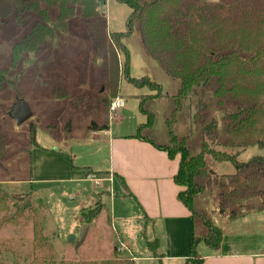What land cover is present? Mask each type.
<instances>
[{"label":"rangeland","instance_id":"obj_1","mask_svg":"<svg viewBox=\"0 0 264 264\" xmlns=\"http://www.w3.org/2000/svg\"><path fill=\"white\" fill-rule=\"evenodd\" d=\"M219 1L208 0L209 3ZM99 10L106 16L111 32L128 29L127 20L132 9L127 4L105 0ZM56 13L53 8L48 24L55 21ZM20 19L15 15L0 19V71L5 77L0 88V140L4 143L0 188L8 195H25L30 207L23 213V216L28 215L27 219H14V210L0 209L1 263L101 264L116 257L117 249L118 256L130 259L132 264H160L157 260L139 258L133 261L131 258L133 250L137 256L154 255L146 242L154 241L160 233L156 231V235L151 236V227H148L149 231L130 232V243L122 245L121 225L123 228L126 224L132 227L131 222L136 220L131 216L124 220L111 215L110 197L121 194L118 181L114 185L97 180V173L80 180L77 172L84 165L106 173L108 152L105 137L91 136L92 128L109 124L115 135L130 134L138 124L148 121L140 105L153 113L152 124L149 128H142L141 133L158 143H167V121L175 108L173 99L179 82L146 53L134 27L130 34L120 39L128 52L129 76L147 77L160 87V91L146 84L135 86L120 72L118 96L123 98L125 106L110 113L108 103L104 105V99L111 94L105 82V61L94 56L90 28L81 18L79 7H75V14L68 19L65 30H57L52 39L43 42L37 53H26L18 64L12 65L14 44L30 32L36 21H41L38 15L31 13ZM119 57L123 61L122 54ZM215 87L212 83L197 88L183 101L182 110L177 112L172 123L175 134L189 136L187 144L191 154L200 150L204 137L201 126L209 123L214 113L221 111L214 95ZM149 94L152 97L148 98ZM18 96L33 112V116L21 125L14 124L8 114ZM228 122L225 114L220 127ZM213 142H216L215 148L234 151L227 144L229 136L224 130H217ZM263 151L256 145L249 146L238 159L246 162ZM215 171L220 175L234 172L235 168L232 164L222 163ZM257 179L255 196L226 208L221 205L217 187L205 189L201 198L194 202L198 210L194 216L195 236L207 233L203 218L215 224V219L224 213L221 212L223 209L224 214L230 215L232 209L237 214L228 225L221 227L240 232L264 230V168ZM197 181L206 182V179L202 177ZM28 191L31 192L27 196ZM13 202H9L10 207ZM99 206L100 211L88 224L85 239L77 244L81 238V226L86 223L82 212H90ZM241 210L245 213L241 214ZM5 216L8 220L3 219Z\"/></svg>","mask_w":264,"mask_h":264},{"label":"trees","instance_id":"obj_2","mask_svg":"<svg viewBox=\"0 0 264 264\" xmlns=\"http://www.w3.org/2000/svg\"><path fill=\"white\" fill-rule=\"evenodd\" d=\"M118 1L132 10L127 20L128 29L115 33L108 29L106 16L99 10V5L105 0H0L2 20L11 15L21 20L22 15L29 13L41 18L29 33L14 44L10 59L12 65L18 64L26 53H37L43 42L52 39L57 30H65L68 19L74 16L78 6L81 18L90 28L94 56L105 61V82L111 94L104 99V105L118 96L121 73L135 86L146 84L160 91V87L147 77L129 76L128 52L120 39L135 27L146 53L179 82L173 99L175 108L167 121V143L157 144L140 134L142 128H149L153 122V113L144 110L141 105L140 109L148 121L140 124L134 135L165 151L171 159L179 156L178 169L173 175V181L183 188L177 193L179 201L191 213L198 214L193 209V200L211 186L217 187L224 208L255 196L257 178L264 168V151L246 162L239 161L238 156L249 146L264 149V0H220L215 3L208 0ZM53 8L57 12L55 21L48 24ZM119 54H122L123 61ZM4 79V72L0 71V88ZM212 83L216 86L214 95L218 109L225 112L229 122L220 127L214 117L201 126L204 137L200 150L191 154L187 144L189 136H178L171 126L177 112L182 110L183 101L197 88H205ZM107 127L103 124L100 128ZM218 129L227 133V144L234 151L215 148L213 140ZM3 157L4 143L0 140V159ZM222 163L232 164L235 171L216 174V167ZM90 173L92 171L86 169V175ZM202 177L206 182L199 183L197 180ZM30 192L25 194L28 196ZM24 200L25 195H8L0 188V209L14 210V219L28 218V215L23 216L24 210L30 207L28 200L20 204ZM11 201H14L13 207L9 206ZM100 209L99 206L90 212H82L86 223L89 224ZM230 212V218L237 214L233 209ZM6 218L3 217L8 220ZM203 222L207 233L191 240L187 264L202 263L197 251L199 243L203 242L213 250L221 245L222 228L208 219L203 218ZM147 246L159 256L158 239L148 241ZM115 252L116 257L101 264H132L130 259H121L117 249Z\"/></svg>","mask_w":264,"mask_h":264},{"label":"crops","instance_id":"obj_3","mask_svg":"<svg viewBox=\"0 0 264 264\" xmlns=\"http://www.w3.org/2000/svg\"><path fill=\"white\" fill-rule=\"evenodd\" d=\"M107 126L103 129L101 126H94L91 134L93 137H105L108 152L106 173L102 174L90 166L81 165L77 172L80 180L97 173V180H106L114 185L118 181L121 194L110 197L111 215L124 220L131 216L136 220L131 222L132 227L126 224L123 228L121 225L119 236L122 245L130 243V232L136 234L138 230L149 231L148 227H151V236L154 237L156 231L160 233V236L156 237L159 241L157 250L159 256L151 254L137 256L133 254V250L131 256L133 261L145 258L157 260L160 264H187L191 240L205 233L195 236L196 214L191 213L177 198V193L183 189L173 181V175L178 169L179 156L171 159L165 151L134 136L138 126L130 134L116 135L109 124ZM140 134L143 135L141 132ZM86 169H90L92 173L86 175ZM201 195L202 193L193 200V209L196 213L198 210L195 209L194 202L200 199ZM241 211L243 212L241 214L245 213ZM224 213L215 219V225L222 228L223 232L220 247L213 250L203 242L198 245V255L203 260L201 264H264V230L240 232L223 228L222 225H228L232 220Z\"/></svg>","mask_w":264,"mask_h":264},{"label":"water","instance_id":"obj_4","mask_svg":"<svg viewBox=\"0 0 264 264\" xmlns=\"http://www.w3.org/2000/svg\"><path fill=\"white\" fill-rule=\"evenodd\" d=\"M148 1L151 3H154L157 0H148ZM100 62H101V60H99V63ZM100 89H101L100 91L103 90L102 87ZM8 114L12 118V120L14 121V124H16V125L23 124L25 120H27L33 116V112L31 110V108L28 106L26 101L19 96L16 98L15 102L11 104ZM224 115H225L224 111H217L216 113H214V117L219 122V125H220V120H221L222 116H224ZM88 227H89L88 223L82 224L81 229H80L81 238L77 242V244H80L85 239V237L87 235ZM73 240H74V238L71 237V241H73Z\"/></svg>","mask_w":264,"mask_h":264},{"label":"built area","instance_id":"obj_5","mask_svg":"<svg viewBox=\"0 0 264 264\" xmlns=\"http://www.w3.org/2000/svg\"><path fill=\"white\" fill-rule=\"evenodd\" d=\"M109 112L110 113H115L118 111V109H121L122 107L125 106L124 104V100L122 97L118 96L116 98H113L110 102H109Z\"/></svg>","mask_w":264,"mask_h":264}]
</instances>
